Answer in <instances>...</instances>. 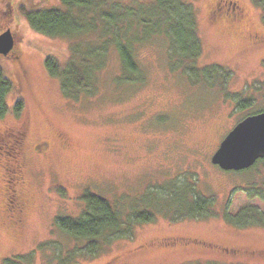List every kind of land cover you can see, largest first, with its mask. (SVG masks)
<instances>
[{
  "label": "rangeland",
  "instance_id": "1",
  "mask_svg": "<svg viewBox=\"0 0 264 264\" xmlns=\"http://www.w3.org/2000/svg\"><path fill=\"white\" fill-rule=\"evenodd\" d=\"M188 1L201 39L197 63L230 70L227 92L193 83L181 70H171L167 41L155 36L134 49L143 81H114L120 73V60L112 49L98 74L96 92L73 100L48 73L45 57L52 55L64 62L74 43L91 38L37 32L20 10L21 6L61 7L60 0H0V32L9 27L20 49L19 63L0 57V66L13 82L0 128L26 127L22 188L28 197L17 229L9 225L0 208V264L13 258L17 264H62L46 243L56 242L66 247L65 251L85 244L60 229L55 217L79 215L86 191L109 201L124 197L121 203L125 206L126 202L142 203L148 188L184 177L196 179L199 191L214 198L212 214L171 220L157 211L152 221L132 226L131 235L104 244L96 255H80L67 264H264V255L225 257L193 244L198 240L264 248V224L237 226L224 216V211L234 215L246 206L264 212V200L250 198L241 189L249 183L262 185L264 162L246 172H235L210 161L219 142L238 121L264 111V10L254 0H240L247 15L238 24H230L221 15L235 13V2L220 3L221 14L214 15V0ZM248 33L260 39L250 43L245 38ZM20 70L24 79L19 87ZM235 93L252 97L251 105L237 109ZM18 99L22 109L17 115L13 106ZM44 140L46 148L36 152L33 145ZM2 141L0 191L1 164L8 159V146ZM149 195L155 204L159 193ZM21 254L24 258L16 260ZM70 256L62 252L60 258L65 261Z\"/></svg>",
  "mask_w": 264,
  "mask_h": 264
},
{
  "label": "trees",
  "instance_id": "2",
  "mask_svg": "<svg viewBox=\"0 0 264 264\" xmlns=\"http://www.w3.org/2000/svg\"><path fill=\"white\" fill-rule=\"evenodd\" d=\"M254 1L264 10V0ZM60 3L61 7L21 6L20 10L30 27L37 32L50 36L85 35L91 38L81 44L74 43L70 47L69 58L64 62L52 55L45 57V68L58 79L66 97L77 100L96 92L98 74L112 49L120 60V73L116 74L114 81L118 84L143 81L134 49L155 36H163L167 41L166 54L171 70H181L193 83L216 86L226 91L230 70L217 64L199 66L197 63L202 47L190 1L152 0L150 3L128 4L122 0H60ZM12 89L11 77L0 66V117L8 111L6 96ZM233 95L239 110L253 101L252 97L245 98L241 93ZM21 109L22 100L18 99L13 110L18 115ZM259 162H264V158L258 159L247 169L235 172H246ZM262 182V185L249 183L241 189L246 190L250 198L264 200V180ZM155 192L159 193V197L154 204L149 193ZM145 196L142 203L126 202L124 206L121 203L124 197L109 201L99 194L86 191L81 196L84 209L79 215L55 217V224L60 229L73 240L84 241L85 244H77L70 251H65L66 247L56 242L46 244L52 246L58 262L73 263L80 255H96L104 244L131 235L132 226L152 221L157 211L169 215L171 220L205 217L213 213L214 198L203 195L194 178L172 179L165 185L148 188ZM224 216L237 226L264 224V212L254 206L243 207L234 215L224 211ZM62 252L71 255L70 258L62 260ZM15 257L20 260L24 255ZM8 262L17 264L14 258L8 259Z\"/></svg>",
  "mask_w": 264,
  "mask_h": 264
},
{
  "label": "flooded vegetation",
  "instance_id": "3",
  "mask_svg": "<svg viewBox=\"0 0 264 264\" xmlns=\"http://www.w3.org/2000/svg\"><path fill=\"white\" fill-rule=\"evenodd\" d=\"M228 1L236 3L235 13L226 11L223 15H221V17L223 16V19L230 24H235L241 20H244V16L247 15V11L240 0H214L212 13H214V15H220L221 11H219V4H226ZM245 38L250 43L256 42L260 39L258 36H255L251 33H248ZM19 56L20 49H18L17 44H15L9 51V53L3 57L7 59H13L16 63H19ZM23 79L24 74L20 70L18 82L19 87L21 86L20 83ZM25 128L26 127L24 126V124L22 127L20 126V128L17 129L7 127L2 130L0 128V139L3 140L1 144H7L8 146V159L5 164H1L3 167V176L1 177L3 182L2 189L0 191V208L5 214H7L6 216L9 220V225L14 229L18 228L23 212L28 203V197L26 196V193L22 188L25 183L23 175L24 155L22 151ZM46 145L47 142L44 140L34 144L33 148L36 150V152H39L40 150L46 148ZM193 244H195L196 247L200 248L201 250L212 251L225 257H236L239 255L255 256L258 254L264 255V248L249 249L242 246H226L209 241L198 240H196V242H193Z\"/></svg>",
  "mask_w": 264,
  "mask_h": 264
},
{
  "label": "water",
  "instance_id": "4",
  "mask_svg": "<svg viewBox=\"0 0 264 264\" xmlns=\"http://www.w3.org/2000/svg\"><path fill=\"white\" fill-rule=\"evenodd\" d=\"M16 44L12 30L0 32V55L6 56ZM229 144L228 151L224 150ZM264 158V111L247 115L223 137L210 161L225 171H240Z\"/></svg>",
  "mask_w": 264,
  "mask_h": 264
},
{
  "label": "snow or ice",
  "instance_id": "5",
  "mask_svg": "<svg viewBox=\"0 0 264 264\" xmlns=\"http://www.w3.org/2000/svg\"><path fill=\"white\" fill-rule=\"evenodd\" d=\"M229 148H230V145H229V144H225V146H224V150H225V151H228Z\"/></svg>",
  "mask_w": 264,
  "mask_h": 264
}]
</instances>
